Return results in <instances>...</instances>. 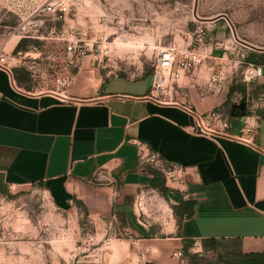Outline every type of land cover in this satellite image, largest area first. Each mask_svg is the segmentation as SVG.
<instances>
[{
	"label": "crops",
	"instance_id": "crops-1",
	"mask_svg": "<svg viewBox=\"0 0 264 264\" xmlns=\"http://www.w3.org/2000/svg\"><path fill=\"white\" fill-rule=\"evenodd\" d=\"M79 9L66 16V31L74 32L87 21ZM47 37L45 47L51 40ZM220 38L206 32L204 62L209 58V64H217ZM20 41L14 36L7 47L15 51ZM246 43L253 46L246 47L251 49L247 55L264 53V48ZM27 47V53L38 55L35 45ZM91 57L70 69L65 92L36 80L26 87L15 70L0 69V201H12L38 187L47 192L55 212L85 215L100 242L111 240L109 246L97 248L101 264H189L188 254L217 258L264 252V154L227 137L196 133L195 116L184 107L189 98L200 113L222 108L234 134L255 115L257 143L264 148V109L254 112L249 100L261 90L244 93L246 115L228 103L226 87L202 99L208 86L190 85L188 78L165 102L151 93L153 75L105 79L100 64L92 67ZM22 58L16 68L25 67L34 78L40 66H32L30 57ZM208 69V64L200 69L201 79L207 78ZM197 70H192L193 76ZM256 82L264 83V75ZM150 150L164 165L186 169L175 189L165 181L172 189L169 198L153 186L155 172L161 170L139 165L140 156ZM181 200L194 202L192 216L175 215L173 205ZM0 233L1 263L37 260L33 241L22 239L21 230L7 227ZM178 249L183 250L182 258L175 256Z\"/></svg>",
	"mask_w": 264,
	"mask_h": 264
},
{
	"label": "rangeland",
	"instance_id": "rangeland-1",
	"mask_svg": "<svg viewBox=\"0 0 264 264\" xmlns=\"http://www.w3.org/2000/svg\"><path fill=\"white\" fill-rule=\"evenodd\" d=\"M76 2L79 4V11L81 9L83 11V18L87 19L82 27L88 30L92 37L99 36L104 40L101 45L104 46V51L107 50V54L104 52L103 56L100 55L98 58L102 60L99 71L105 79L123 76L136 80L153 75L159 51L167 46H173L181 54L196 26L203 25L215 36L222 35L218 41L222 44V48L219 49L221 56L217 64L214 61L209 64V58L203 61L197 74L193 76V71L186 72L179 83L188 78L190 85L207 87L214 73L222 67L223 62H227V67L233 73L231 84L225 88L228 103L235 105L236 101L246 99L244 93L247 90L259 89L261 95L255 98L250 96L249 100L253 102V107L264 105V83L257 84L258 79L253 81L243 79V71L248 66L245 63L248 56L246 51L251 50L246 47H253L246 42L264 48V0H76ZM20 4L27 7L30 1L0 0L2 25L17 24ZM37 18L43 21L44 35L52 38L48 47H45L44 39H35L28 43L37 47L35 52L42 58L41 70L37 72L38 76L31 80L48 82L50 87H53L51 85L56 83L58 77L63 76L66 68L64 37H69L70 31L65 30L66 19L58 20L57 15L53 13L44 12ZM213 21L216 22L208 24ZM53 28L55 32L48 33ZM90 59L95 61L92 67L99 64L95 56ZM207 64L208 68L212 69L207 78L202 77L204 79L202 80L198 72ZM234 86L236 90L230 92ZM261 86L263 88H260ZM237 112L239 114L238 108ZM18 196L20 197L12 201H0V232L9 227L15 231L21 230L25 235L21 237L22 239L32 240L37 254V260L32 264H101L97 248L104 245V240L100 242L101 237L97 235L95 227L85 215L55 212L38 187L22 192ZM197 264H217V261L210 256Z\"/></svg>",
	"mask_w": 264,
	"mask_h": 264
},
{
	"label": "built area",
	"instance_id": "built-area-1",
	"mask_svg": "<svg viewBox=\"0 0 264 264\" xmlns=\"http://www.w3.org/2000/svg\"><path fill=\"white\" fill-rule=\"evenodd\" d=\"M30 5L24 7L19 5V21L12 27H6L2 25L0 20V69L13 73L15 67L24 62L22 57H30L32 60V66H40L41 60L39 55H33L26 51H10L7 47V42L12 37H18L19 39H44L48 37L43 33V21L38 19L37 16L41 13H53L57 15L58 20L66 19V16L70 14L74 9L76 10L79 6L76 0H29ZM232 29V27L230 26ZM66 30V29H65ZM207 29L203 25L196 26L195 31L192 33L191 39L185 46V49L178 53L176 47L167 46L162 51H159L154 63L153 83L151 93L160 99L163 97V101L170 102L171 99H167L169 92L176 88L179 80L183 75L192 70H197L203 63L206 55L202 52L204 48V42L206 38ZM191 33V32H190ZM52 38V37H51ZM50 38V39H51ZM102 37L91 36L89 31L80 27L74 32H70L69 37H64L66 41L64 47V53L66 57V68L63 76L56 79V89L61 92H65V88L68 85L71 77L72 68H77L82 60L87 56H95V59L101 64L98 56H103L104 52L107 54V50L104 51L102 47ZM2 40V41H1ZM96 45V47H95ZM222 48V44L219 45ZM40 53V51H39ZM29 55V56H28ZM248 66L243 71V79L245 81L257 80L262 74L260 69L263 67L261 64L248 63ZM222 67L214 73L210 83L207 87V91L201 93V98L205 99L209 92L215 93L222 91L228 84H231L233 77L230 69L227 67V63L223 62ZM38 69V68H37ZM36 70L34 78L38 76L40 70ZM66 97V96H65ZM165 98V99H164ZM238 102V101H236ZM186 110L194 114L196 124L194 131L203 135H210L212 137H227L234 141L249 145L257 149L260 153L264 154V148L259 146L257 143V137L259 134V124L257 117L252 115L253 120H247L240 131L236 134L231 133V121L222 108L216 107L205 113H200L198 109L193 107L192 101L188 98L184 104ZM262 108L264 105H255L252 107L254 112L255 109ZM249 117V116H248ZM148 164L157 166L165 177L167 184L175 189L182 183L183 175L186 169L183 166L176 164L164 165L161 157L155 151L150 150L146 155L140 156L139 165L145 167ZM180 190V189H177ZM43 197L48 201L49 196L46 191H43ZM141 211L144 212L143 209ZM145 213V212H144ZM93 239L94 237L91 236ZM110 237L104 239V245H110ZM175 256L182 258L184 256L183 250L178 249L175 252ZM7 264V263H0Z\"/></svg>",
	"mask_w": 264,
	"mask_h": 264
},
{
	"label": "trees",
	"instance_id": "trees-1",
	"mask_svg": "<svg viewBox=\"0 0 264 264\" xmlns=\"http://www.w3.org/2000/svg\"><path fill=\"white\" fill-rule=\"evenodd\" d=\"M33 41L32 39H22L19 44L15 48V53L27 50V46ZM245 63H255V64H261L264 65V53H258L255 51H252L248 54V56L245 59ZM15 73L18 79V82L26 87H28V82L31 81V73L28 71L25 67H15ZM260 88H263L261 86ZM236 90V87H232V90L230 92H233ZM245 90V88H244ZM258 90V89H257ZM255 95V92H254ZM164 175L161 171H156L155 176L153 179V186L156 188L162 196L169 198V192L172 191V189L168 188L165 185V179H163ZM165 178V177H164ZM174 191V190H173ZM173 210L176 216H178L179 219H183L185 217H190L194 213V202L193 201H185L181 200L178 205H173ZM190 257V263L189 264H197L201 261H203L206 256H198L197 254H188ZM217 261V264H264V252H250V253H230V254H224L220 255L217 258H215Z\"/></svg>",
	"mask_w": 264,
	"mask_h": 264
},
{
	"label": "water",
	"instance_id": "water-1",
	"mask_svg": "<svg viewBox=\"0 0 264 264\" xmlns=\"http://www.w3.org/2000/svg\"><path fill=\"white\" fill-rule=\"evenodd\" d=\"M260 73L264 75V66L260 69ZM234 108H238L240 111L241 115H246L247 114V102L245 99H242L239 103L234 105ZM236 113L233 112V115Z\"/></svg>",
	"mask_w": 264,
	"mask_h": 264
}]
</instances>
